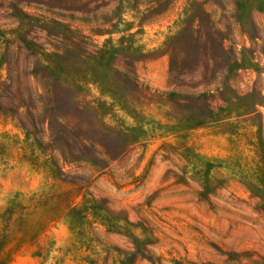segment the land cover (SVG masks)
Returning a JSON list of instances; mask_svg holds the SVG:
<instances>
[{
  "label": "rangeland",
  "instance_id": "obj_1",
  "mask_svg": "<svg viewBox=\"0 0 264 264\" xmlns=\"http://www.w3.org/2000/svg\"><path fill=\"white\" fill-rule=\"evenodd\" d=\"M264 0H0V264H264Z\"/></svg>",
  "mask_w": 264,
  "mask_h": 264
},
{
  "label": "trees",
  "instance_id": "obj_2",
  "mask_svg": "<svg viewBox=\"0 0 264 264\" xmlns=\"http://www.w3.org/2000/svg\"><path fill=\"white\" fill-rule=\"evenodd\" d=\"M262 196H263V200H264V190L262 191Z\"/></svg>",
  "mask_w": 264,
  "mask_h": 264
}]
</instances>
